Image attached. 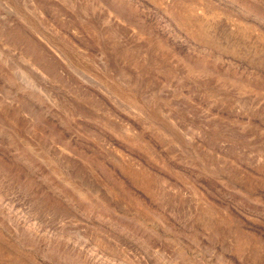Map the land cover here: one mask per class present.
<instances>
[{
	"label": "rangeland",
	"instance_id": "obj_1",
	"mask_svg": "<svg viewBox=\"0 0 264 264\" xmlns=\"http://www.w3.org/2000/svg\"><path fill=\"white\" fill-rule=\"evenodd\" d=\"M0 264H264V0H0Z\"/></svg>",
	"mask_w": 264,
	"mask_h": 264
}]
</instances>
